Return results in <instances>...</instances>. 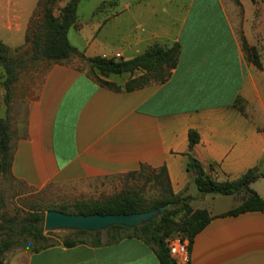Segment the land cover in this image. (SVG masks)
I'll return each instance as SVG.
<instances>
[{
  "label": "crops",
  "instance_id": "1",
  "mask_svg": "<svg viewBox=\"0 0 264 264\" xmlns=\"http://www.w3.org/2000/svg\"><path fill=\"white\" fill-rule=\"evenodd\" d=\"M39 2L0 0V41L15 53L25 49L31 57L26 35ZM105 2L114 6L97 12ZM100 5L84 19L78 8L68 39L80 54L131 60L155 45L179 44L178 65L166 82L126 91V83L146 72L103 78L121 87L116 90L100 85L97 72L80 57L29 62L19 71L9 104L0 66V117L10 121L14 179L41 191L50 185L81 187L138 172L142 165L165 167L172 191L191 197V207L212 218L191 243L189 258L177 264H264V213L224 216L241 200L203 196L196 175L188 172L190 154L222 182L255 167L263 172L264 0H102ZM245 44L257 48L262 69L247 61ZM190 131L200 136L192 152ZM251 188L264 199V177ZM6 264L160 261L151 245L133 237L111 245L18 249L9 252Z\"/></svg>",
  "mask_w": 264,
  "mask_h": 264
},
{
  "label": "trees",
  "instance_id": "2",
  "mask_svg": "<svg viewBox=\"0 0 264 264\" xmlns=\"http://www.w3.org/2000/svg\"><path fill=\"white\" fill-rule=\"evenodd\" d=\"M255 2V0H253ZM60 0H40L38 11L30 21L26 35V44L31 46V57L25 60L16 57L15 52L0 41V66L6 74L4 87L6 90L5 103L9 104L15 83L18 80L19 71L29 62H53L62 63L75 57H80L88 63L91 70L97 72V82L105 87L120 90L121 87L115 83L108 82L103 78L121 76L126 73L133 74L138 70L146 74L140 79L131 80L123 87L126 91H132L143 87L150 82H166L172 71L177 67L180 57V45L164 48L158 45L151 47L144 54L131 60L117 58L94 57L86 58L72 46L68 39L71 28L77 26L78 8L82 0H69L62 8L59 15H55V9ZM114 3L105 2L101 4L97 12L113 7ZM41 21H36V16ZM246 59L249 63L262 69L261 56L255 47L244 45ZM241 99H238V103ZM190 152L199 143L200 136L196 131H190ZM188 172L196 175L194 180L199 192L205 195H236L241 204L226 213L224 216H237L246 212L264 213V199L254 191L251 186L264 177L259 167L247 171L242 177L235 181H219L208 175L201 163L189 155ZM12 132L8 118L0 117V177L14 179L12 175L13 166ZM156 178L161 191L152 199H148L140 190H125L106 200L82 201L76 203L72 208L63 207L51 209L73 215H131L149 212L164 206L171 205L162 216L152 222L135 229H127L114 226L108 230L106 241L102 238L103 231L90 233L86 231H70L72 235L65 237L61 242H55L51 237L52 232L45 231L46 214L32 210L24 216L15 215L8 217L2 210V197L0 194V264H6V255L13 249H24L39 252L59 243L66 247L80 244L101 246L104 244H115L126 238H139L151 245L160 261V264H177L166 246V240L178 236L188 239L192 243L211 221L207 210H194L190 203L191 197L183 194H175L165 167L152 169L142 165L138 172H156ZM137 172L128 173L133 175ZM17 181V180H16ZM50 211V210H49Z\"/></svg>",
  "mask_w": 264,
  "mask_h": 264
},
{
  "label": "rangeland",
  "instance_id": "3",
  "mask_svg": "<svg viewBox=\"0 0 264 264\" xmlns=\"http://www.w3.org/2000/svg\"><path fill=\"white\" fill-rule=\"evenodd\" d=\"M63 1L60 0L55 11L60 10ZM101 2L102 0H82L79 6V15L82 19L91 17ZM251 7L255 10L253 3H251ZM36 21H41V17L37 15ZM252 44L255 45L254 40H252ZM29 55L30 52L25 49L15 53L16 57H23L25 60L29 59ZM28 64L30 65V63L26 65ZM158 175L159 171L137 172L133 175L125 174L100 178L81 187L50 185L41 191L32 189L15 179L0 177L1 213L8 217L24 216L32 210L46 214L51 209L72 208L76 203L82 201L106 200L125 190H140L148 199H152L158 196L161 191L156 181ZM2 235H4V232L0 231V236ZM70 235H72L70 231H55L52 232L51 237L54 239L53 241L61 242L62 239ZM101 236L106 241L107 232L103 231ZM15 250L18 249L12 251Z\"/></svg>",
  "mask_w": 264,
  "mask_h": 264
},
{
  "label": "water",
  "instance_id": "4",
  "mask_svg": "<svg viewBox=\"0 0 264 264\" xmlns=\"http://www.w3.org/2000/svg\"><path fill=\"white\" fill-rule=\"evenodd\" d=\"M172 206H164L149 212L131 215H73L50 210L46 213L45 231H86L90 233L106 231L114 226L127 229L142 227L162 216Z\"/></svg>",
  "mask_w": 264,
  "mask_h": 264
},
{
  "label": "built area",
  "instance_id": "5",
  "mask_svg": "<svg viewBox=\"0 0 264 264\" xmlns=\"http://www.w3.org/2000/svg\"><path fill=\"white\" fill-rule=\"evenodd\" d=\"M114 58L121 59L122 56L117 54ZM190 245V240L178 236L170 237L166 240L169 254L175 260H187L190 254Z\"/></svg>",
  "mask_w": 264,
  "mask_h": 264
}]
</instances>
